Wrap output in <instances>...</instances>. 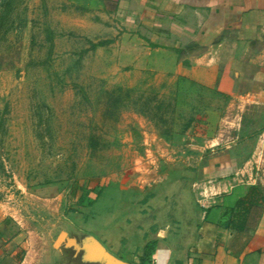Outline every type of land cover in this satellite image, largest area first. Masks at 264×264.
Returning <instances> with one entry per match:
<instances>
[{"label":"rangeland","instance_id":"1","mask_svg":"<svg viewBox=\"0 0 264 264\" xmlns=\"http://www.w3.org/2000/svg\"><path fill=\"white\" fill-rule=\"evenodd\" d=\"M88 25L67 0H0V247L16 237L49 255L65 229L114 235L119 195L96 200L106 186L145 184L142 199L156 182L166 198L176 182L166 177L185 172L203 190L217 156L235 159L225 178L264 190V104L204 90L180 99L178 85L147 75L134 83L111 51L92 47L104 40Z\"/></svg>","mask_w":264,"mask_h":264},{"label":"crops","instance_id":"2","mask_svg":"<svg viewBox=\"0 0 264 264\" xmlns=\"http://www.w3.org/2000/svg\"><path fill=\"white\" fill-rule=\"evenodd\" d=\"M67 2L83 11L93 31L89 35L107 41L98 47L111 51L116 66L136 78L132 82L147 75L152 77L150 83L178 85L180 99H194L190 93L204 90L214 99L242 95L250 103L264 104V0ZM216 108L211 104L204 114L216 115ZM213 162L216 167L209 177L215 182L204 191L196 181L185 185V172L166 177L176 180L166 198L157 194L161 186L156 182L142 199L139 190L145 184L106 186L96 200H106L113 191L119 195L109 220L115 224L114 235L107 232L97 238L78 229L62 231L68 236L93 235L129 264H264V209L254 229L238 232L226 225L231 205L254 184L224 177L235 163L228 154L214 157ZM202 194L208 198H199ZM57 236L49 255L12 238L0 247V264H89L64 243L55 246ZM151 241L155 245L148 260L140 263L144 246ZM18 245L24 251L20 256Z\"/></svg>","mask_w":264,"mask_h":264},{"label":"trees","instance_id":"3","mask_svg":"<svg viewBox=\"0 0 264 264\" xmlns=\"http://www.w3.org/2000/svg\"><path fill=\"white\" fill-rule=\"evenodd\" d=\"M107 41L93 43L92 47L103 45ZM148 101H145L146 110H149ZM166 122V120H163ZM171 131L167 129L164 134H169ZM95 199H84L80 197L78 204L86 207L93 204ZM264 209V195L260 192L256 185L249 186L247 191L231 205V212L227 221V226L231 229L242 232L247 229H254ZM155 245L154 241L148 242L143 249V255L140 257V263L148 260L151 251Z\"/></svg>","mask_w":264,"mask_h":264},{"label":"water","instance_id":"4","mask_svg":"<svg viewBox=\"0 0 264 264\" xmlns=\"http://www.w3.org/2000/svg\"><path fill=\"white\" fill-rule=\"evenodd\" d=\"M64 243L66 247L73 249L75 257H78L81 262L89 264H129L124 262L110 252L93 236L90 234L70 235L67 232L61 231L54 245L58 246Z\"/></svg>","mask_w":264,"mask_h":264}]
</instances>
